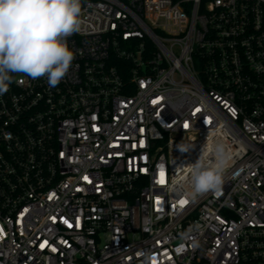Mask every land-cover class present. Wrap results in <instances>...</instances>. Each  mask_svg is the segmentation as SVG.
Here are the masks:
<instances>
[{
    "label": "built area",
    "instance_id": "2783aa9c",
    "mask_svg": "<svg viewBox=\"0 0 264 264\" xmlns=\"http://www.w3.org/2000/svg\"><path fill=\"white\" fill-rule=\"evenodd\" d=\"M80 18L56 87L21 74L0 95V264H264V0H82ZM210 133L233 162L193 201Z\"/></svg>",
    "mask_w": 264,
    "mask_h": 264
},
{
    "label": "clouds",
    "instance_id": "9594fccd",
    "mask_svg": "<svg viewBox=\"0 0 264 264\" xmlns=\"http://www.w3.org/2000/svg\"><path fill=\"white\" fill-rule=\"evenodd\" d=\"M82 0H0V95L9 91L16 75L46 78L56 87L73 66L75 53L67 37L81 31ZM194 144H178L188 153ZM233 162L231 148L210 133L184 179L185 195L196 200L208 192L220 193ZM192 247H198L193 241ZM142 264H152L148 252Z\"/></svg>",
    "mask_w": 264,
    "mask_h": 264
},
{
    "label": "snow or ice",
    "instance_id": "6c2138e0",
    "mask_svg": "<svg viewBox=\"0 0 264 264\" xmlns=\"http://www.w3.org/2000/svg\"><path fill=\"white\" fill-rule=\"evenodd\" d=\"M153 103H156V101H153ZM196 111L199 112L200 109H196ZM184 127L187 128L188 125L185 124ZM85 179H87V177H85ZM159 182H160L161 184L165 183L164 172H163V171H161V173H160V181H159ZM158 203H159V201H158ZM180 203H181V205H183V204L187 203V201L182 200V201H180ZM42 246H43V245H42Z\"/></svg>",
    "mask_w": 264,
    "mask_h": 264
}]
</instances>
